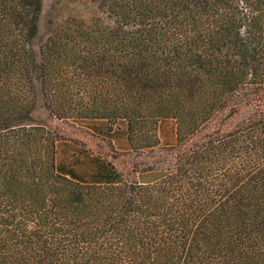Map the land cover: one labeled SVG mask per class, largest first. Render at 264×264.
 Returning <instances> with one entry per match:
<instances>
[{
  "label": "trees",
  "instance_id": "16d2710c",
  "mask_svg": "<svg viewBox=\"0 0 264 264\" xmlns=\"http://www.w3.org/2000/svg\"><path fill=\"white\" fill-rule=\"evenodd\" d=\"M263 90L264 0H0V264H264Z\"/></svg>",
  "mask_w": 264,
  "mask_h": 264
},
{
  "label": "crops",
  "instance_id": "0c3cea01",
  "mask_svg": "<svg viewBox=\"0 0 264 264\" xmlns=\"http://www.w3.org/2000/svg\"><path fill=\"white\" fill-rule=\"evenodd\" d=\"M104 123L96 124L95 132L103 134L99 130L104 129ZM174 126L171 120H165L159 129L161 141L173 142ZM116 150L127 149V140L124 133L122 137L113 140ZM59 163L66 173L87 182H109L117 178V174L101 158L92 152L90 144L85 147L73 145L71 142L61 146Z\"/></svg>",
  "mask_w": 264,
  "mask_h": 264
},
{
  "label": "rangeland",
  "instance_id": "374dc122",
  "mask_svg": "<svg viewBox=\"0 0 264 264\" xmlns=\"http://www.w3.org/2000/svg\"><path fill=\"white\" fill-rule=\"evenodd\" d=\"M53 0H44V12L45 14L48 12V10L50 9V6L52 5ZM89 6H83L80 10L84 13L87 14V11L89 10ZM261 96L263 101L261 102V110L264 111V90L261 92ZM38 117L40 118H45V114L43 112H40L37 114ZM241 121V118L238 117L236 118L235 122ZM52 123V122H50ZM63 132L65 133L66 136H73V137H77L83 140H87L89 143H91V145L93 146V148L99 152L100 154H103L107 157H110L115 163H117V165L122 166L126 165L128 166V164H126L128 162V158L124 157V156H120V155H116L115 153H113L110 148L108 147V145L106 143L100 142L96 139H93L91 137H89V135L84 131V130H80L78 128L75 127H71V126H67V125H63L62 126Z\"/></svg>",
  "mask_w": 264,
  "mask_h": 264
}]
</instances>
